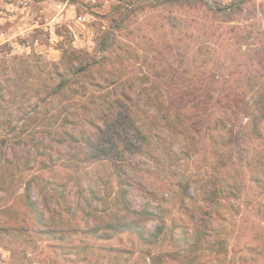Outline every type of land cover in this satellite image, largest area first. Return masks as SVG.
I'll return each instance as SVG.
<instances>
[{
    "label": "rangeland",
    "instance_id": "374dc122",
    "mask_svg": "<svg viewBox=\"0 0 264 264\" xmlns=\"http://www.w3.org/2000/svg\"><path fill=\"white\" fill-rule=\"evenodd\" d=\"M163 1L0 0V124L25 123L19 136L0 129V264H264V176L260 190L253 175L264 146L247 140L245 115L264 85V0ZM235 5L228 22L212 13ZM73 53L84 75L66 72ZM62 77L68 87L48 94ZM113 90L130 92L134 113L116 133L150 137L140 154L108 160L55 140L66 109ZM120 172L136 182L122 187ZM89 189L97 216L74 211ZM143 207L165 211L142 223L161 227L156 243L104 229Z\"/></svg>",
    "mask_w": 264,
    "mask_h": 264
},
{
    "label": "trees",
    "instance_id": "16d2710c",
    "mask_svg": "<svg viewBox=\"0 0 264 264\" xmlns=\"http://www.w3.org/2000/svg\"><path fill=\"white\" fill-rule=\"evenodd\" d=\"M180 1L187 2L190 0H164L163 2L173 5L175 3L178 4ZM237 10H239L238 5H235L233 6V8H230L228 12H225L224 9L222 11L223 13H220L217 10H213L212 13L214 15H220L222 21L228 22L230 21L231 14ZM75 55L76 54L73 53L72 56H70V58L73 57V59L70 60L71 63L66 68V72L69 75H73V77L84 75L89 71V69L86 68L87 63H82L84 57H82V55L81 57ZM68 82L69 81L66 77H62L48 94L56 97L63 89L68 87ZM255 84L256 82L252 83V86H255ZM129 93V91L125 90H122L119 93L115 92L114 90L112 92L98 93L88 105L89 112L86 111L88 108L86 104L83 105V110L80 111L81 113L77 111L72 112L69 109H66L67 114L61 119L62 130L56 134L55 140H57L60 144L68 146L71 143H78L79 145L86 147L88 150H91L97 154H101L108 160L120 161L124 156V153L121 150H124L125 147H128V150H130L132 147L134 149V146H136L135 151L133 152H135V154H140L141 151H139V148H141V146L146 148V146H148L150 142V137L146 133L143 134V131L140 132L138 127L133 128L134 136L132 137L130 135L128 136L125 133L124 135H121L120 132L116 133L117 128H122L125 131L128 125L131 129L134 125V113L131 112L133 106ZM251 100L252 101H250V104L247 107L245 113V115L247 114V118H249L247 132V136L249 138H247V140L254 143L258 142L264 146V85H262L260 88L259 86L256 87V89L253 91V98ZM153 108L157 112V114L164 113V115H166L168 113V107L165 108L162 105H155V107ZM115 113L116 117L113 118V115ZM100 124H102L101 127ZM140 124L141 126H143V123L140 122ZM24 126L25 123H23L21 127L17 128L6 122L4 124H0V129L2 131L4 130L7 134L11 133L12 135L19 136L25 132ZM90 129H92L93 131H89ZM1 142H3L2 146L6 145V142H4L3 138H1L0 143ZM107 149H109V151L111 150L112 152H114V149L118 150L120 151V154L112 155L113 153H107ZM86 158V160L89 162V160L94 159L95 157L92 156L91 153H89V155H86ZM253 175L254 179H256V186L260 190H262L261 180L264 176L263 172L258 171ZM133 179L134 178L132 176L124 175L121 172L117 173L116 175V180L122 187L130 186V181L136 182ZM26 187L27 190H29V184H27ZM181 188L182 190L180 192L182 195H184L187 187L182 186ZM216 191L225 194L233 192L232 189H230L229 185L226 184L217 187ZM89 192L91 194V199L89 198L84 199L83 201H77L75 203L74 211L78 210L81 212H85L88 214V216H97L99 210H97L96 207H91L92 202H95L97 200L96 195L94 194L93 190L89 189ZM205 192L206 191H204V193ZM148 193H150V191H148ZM213 194L216 195L215 193ZM179 201L181 203V201H183V198H181ZM31 205H33V203H31ZM72 210L73 208L67 207L65 212L71 214ZM130 213L134 214L130 218L124 217L120 218L118 221L114 220L108 222L106 225L107 227L104 228L106 232H127L135 234L140 240L144 242L156 243L158 240V236L160 235L162 230L161 227H156L153 233H149L146 231L145 227L142 226V223L144 221H149L157 217L161 219V216L165 214V211L160 209V207H143L136 211H131ZM36 217V222L38 223V226L40 228V226H42L45 222L43 221L42 216L37 215ZM44 226L47 227L46 224H44ZM97 227H88L87 232L92 236H97L100 230ZM47 231L50 233L55 232L50 228H48Z\"/></svg>",
    "mask_w": 264,
    "mask_h": 264
}]
</instances>
